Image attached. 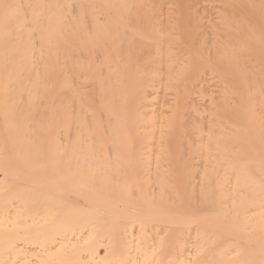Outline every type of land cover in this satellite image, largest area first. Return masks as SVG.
<instances>
[{
    "label": "bare ground",
    "instance_id": "1",
    "mask_svg": "<svg viewBox=\"0 0 264 264\" xmlns=\"http://www.w3.org/2000/svg\"><path fill=\"white\" fill-rule=\"evenodd\" d=\"M0 264H264V0H0Z\"/></svg>",
    "mask_w": 264,
    "mask_h": 264
}]
</instances>
